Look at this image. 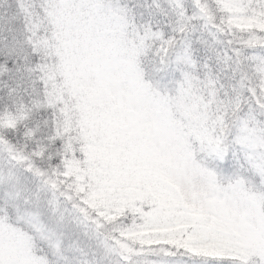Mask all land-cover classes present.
<instances>
[{"label":"snow or ice","instance_id":"snow-or-ice-1","mask_svg":"<svg viewBox=\"0 0 264 264\" xmlns=\"http://www.w3.org/2000/svg\"><path fill=\"white\" fill-rule=\"evenodd\" d=\"M33 8L42 21L39 34H30L11 54L0 52L7 66L4 78L29 70L41 49L55 68L65 47L73 45L87 60L97 87L107 86L116 97L113 103L130 101L136 109L128 115L135 121L131 130L143 127L142 144L132 138L129 150L150 157L148 162L171 181L162 184L168 207L158 200L136 201L119 217L99 209L90 223L95 227L112 220L121 233L156 228L153 247H183L193 264L199 259L204 264H264V240L255 254L223 257L206 256L191 243L213 217L226 218L228 206L250 193L258 195L264 210V42L236 48L227 33L198 19L195 8L188 16L187 8L177 5L169 15L158 4L153 10L147 0H37ZM158 13L167 20L156 19ZM66 99L70 106L76 103ZM55 143L60 148L63 140ZM76 155L83 160L82 153ZM6 159L0 164L8 169L0 175V264H73L74 259L92 264L82 249L76 250L85 259L69 256L71 246L65 245L66 219L57 203L70 205L71 192L53 197L54 180L45 194L39 177H33L39 183L26 182L24 173H32L14 171V162ZM63 159L57 155L52 161L60 166L58 177L66 171ZM197 179L205 182L202 190L194 186ZM79 197L82 203L86 199L85 193ZM73 212L80 215L75 206ZM118 264L130 261L121 258Z\"/></svg>","mask_w":264,"mask_h":264},{"label":"trees","instance_id":"trees-1","mask_svg":"<svg viewBox=\"0 0 264 264\" xmlns=\"http://www.w3.org/2000/svg\"><path fill=\"white\" fill-rule=\"evenodd\" d=\"M36 2L0 0V52L11 54L30 34H39L42 21L33 8ZM147 3L153 5V10H156L157 4L160 5L169 15L177 5L180 10L187 8L188 16L195 8L198 19L202 18L214 30L227 33L236 48H251L255 46L254 41L256 45L264 42V0H147ZM144 18H149L147 12ZM156 19L167 20V16L158 13ZM235 20L239 24L236 25ZM257 37L260 39L257 40ZM47 47L48 43L44 42V48ZM39 51L40 55L32 61L31 68L18 73L15 78H4L7 66L0 62V164L7 163L8 157L14 162V171L27 169L32 176L24 173L25 181L36 184L39 181H33V177H39L43 181L39 183V189L45 194L50 191L45 186L54 180L53 197L57 194L68 196L71 192L68 197L72 202L70 205L65 207L63 201L57 203L66 219L65 245L71 246L69 256L85 259L76 250L82 249L92 264H118L121 258L130 261V264H149L160 260L193 264L190 254L183 247L169 250L153 247L156 243L135 245L114 227L112 220L95 227L90 223L95 219L97 210H106L107 204L111 206L110 198H103V195L109 192L108 183L111 184L112 180L108 176L112 177L111 171L115 172L124 165L120 159L126 155V146L111 143L104 146V137L97 128L103 130L105 123L111 125L110 105L106 95L91 81L92 69L89 73L83 72L89 65L87 60H80V50L67 45L63 58L55 68L47 53L43 49ZM224 55L227 57L228 53ZM37 67L41 70L34 73L32 69ZM66 96L74 98L76 103L70 106ZM129 107L133 108L131 103ZM57 139L63 140L60 148L56 147ZM77 151L83 154V160L76 155ZM131 151L130 159L135 155L134 149ZM117 153L122 154L119 159H115ZM57 155L64 157L62 165L66 169L59 177L60 166L52 163ZM7 171L0 167V175ZM193 183L202 190L205 182L197 179ZM80 193L86 196L83 203ZM248 195H254L259 200L257 194ZM73 206L80 215L73 212ZM122 207L112 212L119 217L123 209L130 206ZM261 213L264 218V210L261 209ZM252 254L255 252L245 255ZM196 264H204L203 259L197 260Z\"/></svg>","mask_w":264,"mask_h":264},{"label":"rangeland","instance_id":"rangeland-1","mask_svg":"<svg viewBox=\"0 0 264 264\" xmlns=\"http://www.w3.org/2000/svg\"><path fill=\"white\" fill-rule=\"evenodd\" d=\"M234 23L236 25L239 24L237 20ZM90 70L91 68L88 66L84 68L83 72L89 73ZM90 77L91 81L96 83L94 75L92 74ZM99 88L101 89L100 92L108 98L107 102L111 110L109 113L111 125L105 123L106 127L103 130L97 128V131L104 137L105 147L110 143L111 145L126 146L124 150V152L126 151L125 156H122L121 153L115 155V159H119L122 156L123 160H120L124 162V165H121L115 172L111 171L112 177L108 176L112 181L111 184L108 183L109 192L105 193L103 198L109 197L111 206L107 204L106 210L117 211L122 209L123 205L131 207L134 206L136 201L153 203L158 200L163 207H168L169 196L167 195V189L162 184L171 183V181L161 174L159 168L148 162L150 157L147 155H140L134 150L135 155L130 159L132 151L129 148L132 145V138L142 144L140 137L143 135V127L131 130V125L135 121L128 115L135 112L136 109L129 107L130 101L117 100L116 103H113L116 97L107 86ZM121 91L123 92L124 90L121 89ZM122 107H124V111ZM149 151L151 150L149 149ZM194 206L189 205V207ZM228 207L230 215H227L222 220H217V218L213 217V223L204 234L200 237L192 238L191 243H194L198 251L211 256L248 254L255 252L254 250L264 240V218L261 213L259 200L254 195H247L246 199ZM156 232V228H148L143 231H130L123 234L128 241H132L136 245L156 243L151 238ZM188 243L190 241L186 242V244Z\"/></svg>","mask_w":264,"mask_h":264}]
</instances>
